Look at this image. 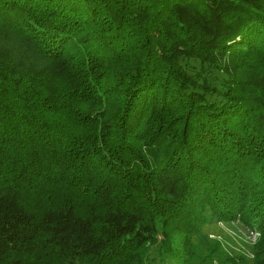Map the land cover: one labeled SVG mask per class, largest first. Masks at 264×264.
Segmentation results:
<instances>
[{
  "label": "trees",
  "instance_id": "16d2710c",
  "mask_svg": "<svg viewBox=\"0 0 264 264\" xmlns=\"http://www.w3.org/2000/svg\"><path fill=\"white\" fill-rule=\"evenodd\" d=\"M153 248L264 264V0H0V264Z\"/></svg>",
  "mask_w": 264,
  "mask_h": 264
},
{
  "label": "rangeland",
  "instance_id": "374dc122",
  "mask_svg": "<svg viewBox=\"0 0 264 264\" xmlns=\"http://www.w3.org/2000/svg\"><path fill=\"white\" fill-rule=\"evenodd\" d=\"M205 231L210 233L211 236L218 237L227 246H230L232 248L243 247V244L245 242H253L255 236L254 232L245 229L238 223L227 224V223L212 221L206 227ZM151 251H150L151 264H166L168 262V259H166V262L164 261L165 255H163L156 248H153Z\"/></svg>",
  "mask_w": 264,
  "mask_h": 264
},
{
  "label": "built area",
  "instance_id": "2783aa9c",
  "mask_svg": "<svg viewBox=\"0 0 264 264\" xmlns=\"http://www.w3.org/2000/svg\"><path fill=\"white\" fill-rule=\"evenodd\" d=\"M256 235V234H255ZM255 237V236H254Z\"/></svg>",
  "mask_w": 264,
  "mask_h": 264
}]
</instances>
